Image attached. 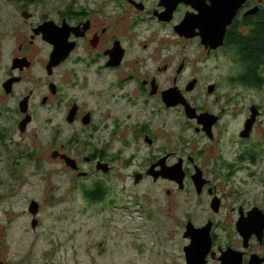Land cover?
Returning <instances> with one entry per match:
<instances>
[{
    "label": "flooded vegetation",
    "instance_id": "flooded-vegetation-1",
    "mask_svg": "<svg viewBox=\"0 0 264 264\" xmlns=\"http://www.w3.org/2000/svg\"><path fill=\"white\" fill-rule=\"evenodd\" d=\"M1 1L15 6L20 21L10 30L8 19L0 20V147L12 132L27 134L40 118L38 110L48 106L62 115L45 118L55 131L64 133L63 125L71 127L70 137L55 146L59 158L65 148L79 147L72 150L83 153L90 165L89 178L102 175L84 189L85 201V191L90 199H100L94 205L103 204L104 196L107 201L113 199V192L106 197L112 188L108 182L119 167L127 177L121 175L122 182L128 178L135 186L141 183L140 178L153 184L168 182L198 202L190 207L188 198L176 201L182 212L174 219L172 203L157 214L156 196L143 198L139 207H149L147 214L161 222L159 233L148 242H140L144 250L154 246L161 254L177 256V251L166 245L168 241L179 244L164 223L172 221L184 228L179 252L185 264L189 252L203 264H232L229 256L240 258L236 264H248L257 253L250 244L252 239L264 248V223L256 222L249 232L241 228L242 235L238 228L254 216L261 218L264 207L258 199L249 202L244 188L225 196L220 185L230 190L239 177L242 182L264 177V169H257L264 157V109L257 101L261 98L253 96L250 104L243 103L247 91L260 93L263 88L260 69L264 56L254 79L238 59L239 53L252 51L250 43L260 36L264 0L242 1L225 28L222 46L217 48L202 42L198 28L189 35L177 32L186 17L194 19L199 15L197 7L208 6L210 0H68L65 4L55 0L54 7L53 0H36L39 4H32L34 0H0L4 10ZM108 1L116 6L110 16ZM32 5L37 9L34 14L29 10ZM34 17L35 25L30 23ZM166 28L180 40L193 42L203 55L192 46L185 53L178 45L176 52L185 53L183 60L172 56L157 60L158 50L168 41L162 33ZM21 31L27 33V39ZM38 43L40 48H33ZM55 51L59 52L58 60L51 62ZM38 56H42L40 60ZM228 62L231 68L226 66ZM104 91L106 96L101 94ZM238 117L235 134L231 127ZM253 119L252 131L247 130ZM24 121H28L26 126ZM260 124L263 131L257 135ZM235 136L238 149L233 153ZM254 166L257 172L252 171ZM171 168L179 174H166ZM241 170L248 171L245 177L240 176ZM170 195L164 191L165 197ZM227 199L237 205L236 211ZM26 213V225L18 236L11 225H0V264H71L69 255L56 257L51 248H41L40 219L29 209ZM233 229L241 239V249L235 247ZM53 244L59 255L55 236ZM190 245L192 249L185 255ZM129 257L121 264L145 262L139 254ZM256 261L264 264V253Z\"/></svg>",
    "mask_w": 264,
    "mask_h": 264
},
{
    "label": "rangeland",
    "instance_id": "rangeland-1",
    "mask_svg": "<svg viewBox=\"0 0 264 264\" xmlns=\"http://www.w3.org/2000/svg\"><path fill=\"white\" fill-rule=\"evenodd\" d=\"M40 1L51 2L52 0ZM54 1H52V7L56 6ZM67 1L63 0L64 4ZM35 2L39 4L36 0L32 4ZM108 2L107 15L110 16V12L116 6L110 1ZM1 3L3 2L1 1ZM3 4L5 7L4 10L1 9L2 6L0 5V20L1 18L8 19V28L12 30L20 21V18L16 14L14 5H10L9 2H6V4L4 2ZM29 10L34 14V11L37 9L32 5ZM30 23L35 25L37 23V17L32 18ZM107 25H109V21ZM162 33L163 36L168 38V41L163 45V50H158L157 60L162 56L179 57L178 61L183 60L185 53L188 52L187 49L191 46L196 49L198 54L203 55L198 51L193 42L191 45L190 42L180 40L172 31L169 32L168 28ZM21 35L27 39V33L25 31H21ZM4 41L8 43L6 38ZM206 43L207 47L214 48L215 36L210 33L207 34ZM178 45L186 51L183 55L181 52H176ZM33 48H40V44H36ZM41 57L38 56L37 60H40ZM229 64L230 62L226 66L231 68L228 66ZM263 67L260 69V75L263 79L261 86L263 88L260 89V93L253 90L247 91V99H244L243 103L248 105L253 96H258L261 99L257 101L261 102L264 109ZM213 77H217L216 73L213 74ZM91 80L93 83H97L95 78L92 77ZM101 94L104 96L107 95L106 91ZM47 116H56L57 118L62 115L61 113L50 111L48 106L40 108L38 110V117L40 118L30 126V131L27 134H21L19 131H15L16 133L12 132L11 137L5 140L4 147H0V225L5 228L11 225V229L13 228L18 231L16 233L17 236L22 234L28 217L26 211L29 209L31 203L35 202L39 206V211L36 216L40 219L39 226L42 230L41 246L43 247L41 248H51L56 257L69 255V260L73 258L71 264L73 260H76L78 263L81 262V264H121L122 261L128 260L130 255L137 254L142 256L145 262H137L136 264H185L179 252V245L183 243L181 234L184 228L181 229L172 221L164 223L172 231L171 238L175 237L177 244H179L175 246L171 241H168L166 245L169 250L177 251V256L173 257L169 253L161 254L156 251L154 246H150L144 250V246L140 242H148L147 240L153 234L159 233L161 222L156 221V216L147 214L149 207L143 208L139 207V205L143 198L151 199L153 196H156L159 200L158 205H156L157 214H159L160 209L164 208L166 211L172 203V215L175 219L182 212V207L177 205L176 201H182V199L188 197L179 192L176 185L168 182L153 184L150 180L141 178L139 179L141 183L136 184V186L133 180L129 178L128 182L126 180L122 182L119 177L125 174L118 170L119 167H117L113 173V178L108 182L112 188L107 190L106 195L108 197L113 192L115 195L114 198L107 201V198L104 196V202L101 205L87 204L82 196L84 189L87 186L90 187L94 180H100L102 175L97 174L96 177L89 178L88 172L90 165L85 163L86 158L83 157V153L79 154L76 150L79 147L64 149L66 156L72 157V160L78 165L77 171L66 166L59 158V155H57V151H59L58 146L56 148L55 146L61 140L65 141L70 137L71 127L66 126V129L63 125L64 133L55 131L54 126L46 121L45 118ZM246 116L247 113H245L244 117ZM240 119L241 117L236 118L232 124L231 128L235 134L239 128ZM55 122L53 120V123ZM58 122L62 123V120ZM254 122L255 120L253 119L251 125ZM27 124L28 121L24 126ZM247 130L252 131L249 124L247 125ZM262 131L263 126L260 124L256 129V134L258 135ZM233 144L235 146L231 150L233 153H236L238 149L236 136L233 137ZM73 148L76 149L72 150ZM75 159H77L79 164ZM262 159L263 162L260 161V164L257 165L261 167L257 169H264V157ZM257 169L254 166L252 171L257 172ZM139 171H141V168ZM247 172L246 170H241L239 174L245 177ZM166 174L178 175L179 170H170ZM263 179L264 177L254 179L246 178L242 182L239 177L233 183L235 186L233 189L229 190L225 185H220V192L228 196L231 191L236 192L242 187L249 202L255 203L258 199L262 207H264ZM101 181L105 182L106 178H103ZM216 183L219 186L217 181ZM165 190L170 191L171 195L165 197ZM205 198L206 196H203V199ZM187 204L192 207L197 205L198 202L189 199V203ZM232 206H235L236 211L237 205L231 204L230 202V208ZM231 219L234 220V217L231 216ZM254 219L256 222H264L262 217L257 218V216H254ZM252 226L250 222L245 221V231L249 232ZM137 235L140 236V239H136ZM54 236L60 246L59 255L57 254L58 248L53 244ZM233 237L237 241L235 247L241 249V239L235 229H233ZM250 244L253 245L257 252L254 256L258 257V255L261 256L264 253V248H259L255 239H252ZM136 245L139 251L136 249ZM229 257L231 258V263L236 264L238 261L237 257ZM210 264L215 263L212 262Z\"/></svg>",
    "mask_w": 264,
    "mask_h": 264
},
{
    "label": "water",
    "instance_id": "water-1",
    "mask_svg": "<svg viewBox=\"0 0 264 264\" xmlns=\"http://www.w3.org/2000/svg\"><path fill=\"white\" fill-rule=\"evenodd\" d=\"M243 0H210V4L208 6H201L197 7L199 10V15L196 16L194 19H189V17H186L184 21L179 25L177 28V32L181 35H189L194 28L199 29L198 36L201 37L202 42L206 43V37L207 34H213L215 36V45L214 48L221 47L223 44V38L225 33V28L231 23L235 12L241 5ZM59 52L55 51L51 55V62L58 60ZM252 122V121H251ZM251 122H249V125H251ZM26 121L23 122L25 124ZM58 155V154H57ZM56 157V156H53ZM60 158L64 160L66 166L76 169V163L74 160H71L69 157H66L64 155H60ZM100 169V168H98ZM172 171H174V168H171ZM30 212L35 216L38 211V204L35 202H32L29 207ZM262 220H264V215H262ZM251 223V225H255L256 221L254 218H252L251 221H248ZM264 223V222H263ZM252 226V228H253ZM245 230V223H241L239 225V231L242 235V231ZM261 230L259 229V234H261ZM193 245H190L185 251V255H187L188 251L192 249ZM240 258L239 261L240 262ZM186 264H203L199 263L197 259L192 256V254L187 255ZM238 264V263H237ZM248 264H259V262L256 261V256L252 255L249 259Z\"/></svg>",
    "mask_w": 264,
    "mask_h": 264
},
{
    "label": "trees",
    "instance_id": "trees-1",
    "mask_svg": "<svg viewBox=\"0 0 264 264\" xmlns=\"http://www.w3.org/2000/svg\"><path fill=\"white\" fill-rule=\"evenodd\" d=\"M258 35H260L259 38L253 40L249 45V47L252 49L250 53L246 54L244 52H241L238 54V59L240 60L239 63L244 67L243 69L246 71V73H248V75L251 76L250 79L251 78L254 79L257 75H259V73L257 72L258 69L257 66L259 67L260 64H263L264 52L262 51V49L264 46V20L262 26L258 31ZM246 67H250L249 70ZM85 194H86L85 198L87 199L86 201L89 204L91 203L90 205L92 204L94 205L95 200L97 201L100 200L97 199V196H93V199H90L89 198L90 195H88L87 191H85Z\"/></svg>",
    "mask_w": 264,
    "mask_h": 264
},
{
    "label": "bare ground",
    "instance_id": "bare-ground-1",
    "mask_svg": "<svg viewBox=\"0 0 264 264\" xmlns=\"http://www.w3.org/2000/svg\"><path fill=\"white\" fill-rule=\"evenodd\" d=\"M256 116H257V114H256Z\"/></svg>",
    "mask_w": 264,
    "mask_h": 264
},
{
    "label": "clouds",
    "instance_id": "clouds-1",
    "mask_svg": "<svg viewBox=\"0 0 264 264\" xmlns=\"http://www.w3.org/2000/svg\"><path fill=\"white\" fill-rule=\"evenodd\" d=\"M38 208H39V206H38Z\"/></svg>",
    "mask_w": 264,
    "mask_h": 264
}]
</instances>
